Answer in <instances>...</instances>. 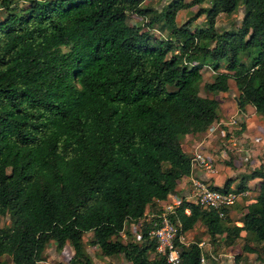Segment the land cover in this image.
Returning a JSON list of instances; mask_svg holds the SVG:
<instances>
[{"label": "trees", "instance_id": "trees-1", "mask_svg": "<svg viewBox=\"0 0 264 264\" xmlns=\"http://www.w3.org/2000/svg\"><path fill=\"white\" fill-rule=\"evenodd\" d=\"M142 1L30 0L0 20V256L11 264H37L49 241L56 250L69 244L66 264H93L85 232L104 255L170 264L155 252L143 215L190 172L179 136L217 117L218 99L196 89L203 62L215 70L205 90L226 91L231 79L237 107L264 116V0H208L195 12L204 25L192 30L175 13L202 0H168L158 10ZM238 4V26L216 31V15ZM127 12L146 19L129 23ZM155 24L165 38L150 31ZM251 178L256 193L240 224H226L240 202L219 217L181 198L169 215L177 233L199 221L211 241L231 245L241 236V251L259 244L264 252V169L243 173L234 187ZM140 217L137 240L121 241L124 223ZM175 242L180 264H200L198 242Z\"/></svg>", "mask_w": 264, "mask_h": 264}, {"label": "rangeland", "instance_id": "rangeland-1", "mask_svg": "<svg viewBox=\"0 0 264 264\" xmlns=\"http://www.w3.org/2000/svg\"><path fill=\"white\" fill-rule=\"evenodd\" d=\"M29 1L30 0H12L9 7L6 8L3 7V5L0 3V20L3 19L8 12L15 11L26 6ZM167 1L168 0H143L142 5L150 6L153 10H158L162 6H164ZM184 1L187 2L190 0ZM207 4L208 0H202L200 3L177 10L174 18L175 23L180 24L185 20H188V27L191 30L196 26H203V15L196 16L195 12L199 6H204ZM241 12L242 6L241 4H238L229 14H225L222 12L218 13L215 17L214 22L216 31H221L223 29H233L237 27L241 18ZM145 19V17H139L132 12H127L126 15V20L129 23L142 24ZM150 31L158 38H165L168 35L167 29L159 26V24H155L154 27L150 28ZM67 49V46H60L61 51H65ZM219 70H222V68H219ZM199 71L201 73V79L196 86L197 92L202 96H212L219 99L218 103L222 105H220L221 107L218 106L219 114L217 115V117L222 118L223 120L218 121L217 118L215 120L216 123H213L210 127L208 126L207 129H211L212 132H217V134L219 130L220 132L222 130L223 134H220L222 137L228 135L231 132L229 136L223 138V143L220 140V135L213 136V139L217 140L215 144H218V148L216 151H212V155H208V157L210 158L212 156H215V162L220 163V166H218V169L216 170L217 174H215L213 178V180H215L214 184L220 185L225 178H230L232 180L231 185L234 186L238 182L240 175H242L244 172H246V169H248V157L245 155V153H243L242 156V164L237 161L233 162V157L238 156H236L235 154L233 155L231 153L233 149L225 147L224 143L225 139H229L225 140L229 144H231V138H233V140H236L237 132L240 130L238 127L240 125V121L237 119V117L233 116V121L231 123H228L230 119H224L223 115V113H225L224 109H228L226 110V112H230L232 108L237 107L235 100H233V95L235 94V86L233 81L231 79H228V89L227 92L223 93V95H221L222 92H209L204 89L203 83L208 82L212 79L215 70L210 63L204 61L200 66ZM221 127H223V129ZM228 129L230 131H228ZM242 145L244 148L248 146V144L245 142H243ZM198 149L201 150L205 155L208 154L203 148L198 147ZM221 150L227 153V157H224L225 155L221 154ZM210 160L213 161L212 158H210ZM248 190V197H243L240 203L233 207L234 210L230 212V217L232 220L239 218L244 204L253 199V196L255 194L254 192L256 191V184L254 182L250 183V185L248 186ZM159 207L160 206L158 204L155 205L150 210H148L143 215V217L148 218L149 213L157 211ZM141 220L142 217H140L138 221H126L124 223L123 229L120 232L121 241L127 242L129 240H137ZM1 222L8 223V218H1ZM230 223L232 224V221H230ZM89 236L90 232H85L83 235V241L86 254L93 264H130V262L125 260L121 254H102L96 246L88 243ZM182 237L184 244L193 241L198 242L201 253L203 255V262H205L206 264H264V252L261 251L259 244L254 245L249 242V244H251L252 246L254 245L255 251L248 252L240 250V245L243 242V238L241 236L237 237L234 243L231 245H225L218 239H216L215 241H211L208 238L203 225L199 221H197L192 228L186 230V232L182 234ZM71 252L72 250L68 243H65L60 250H56L54 243L52 241H49L43 250V259L38 261L37 264H66L69 256L71 255ZM0 259L3 261L0 264H11L9 257L6 255L0 256Z\"/></svg>", "mask_w": 264, "mask_h": 264}, {"label": "crops", "instance_id": "crops-1", "mask_svg": "<svg viewBox=\"0 0 264 264\" xmlns=\"http://www.w3.org/2000/svg\"><path fill=\"white\" fill-rule=\"evenodd\" d=\"M234 91H235V94H237L236 88L234 89ZM225 92H227V90L222 91L221 95H223V93ZM235 94L233 95V100H235ZM220 105L221 104L218 103L219 107L222 106ZM226 110L228 109H224L225 113H223L224 119L231 120L234 117H237V119L240 121V125L238 126L240 130L237 132L236 140H233V138H231V144L225 141L229 139L224 140L225 147L229 149H233L231 153L233 155L235 154L236 156H238V157H233V162L237 161L242 164L243 162L242 156H243V153H245V155L248 157V160H247L248 169H246V172L258 166H261L264 169V152H263L264 150V116L256 113L253 106L250 104H245L241 110L238 107L232 108L230 112H226ZM218 114H219V110H217V115ZM217 118L218 117H216V119ZM222 120H223L222 118H218V121H222ZM214 121H212L209 127L213 123H216V121L215 122ZM221 128L223 129V127ZM206 129L204 131L189 132V133L182 134L179 136V142H180V146L182 150L189 154L191 151L198 149V147L203 148L206 151V153H208L206 154V156L208 158L209 163L211 164L213 168V171H209L208 169H205L203 167H197V166L193 167L192 169H190V172L188 174L181 175L177 179L176 185L174 187V191L171 193H168L164 199H156L154 202V206L160 202H163L164 200L174 201V203L177 204L181 198L186 199V194L188 192V187H189L188 185H189L190 175L195 174L201 177H205L208 181L212 182V184L215 183V180H213V178H214V175L217 174L216 170L218 169V166H220V163L215 162L214 160L215 156L210 157L213 159V161H211L208 155H212V151H216L218 148V144L217 145L215 144L217 140L213 139V136L220 135L221 133L223 134V131L221 130L220 132L219 130L217 134V132H212L211 129H207V130ZM228 131L230 130L228 129ZM230 133L223 137L220 135L221 137L220 140L222 141V143H223V138L229 136ZM243 142L247 143L248 146L244 148L242 145ZM221 151H222L221 154H224L225 155L224 157H227V153H225L223 150ZM257 180H258L257 178L248 179L247 188L241 189V190H246V194L243 195L241 199H243V197L245 196L248 197L249 195L248 186L252 182L256 183ZM234 186L230 185V187L235 188ZM254 193H256V191ZM241 199L237 202H240ZM148 206H150V204ZM232 210L234 209H231L228 212L229 218H231L230 212ZM231 221L232 223H235L237 225L240 224L239 219H234V220L231 219ZM226 224L231 225L230 221L226 222ZM240 235H243V231L240 232Z\"/></svg>", "mask_w": 264, "mask_h": 264}, {"label": "built area", "instance_id": "built-area-1", "mask_svg": "<svg viewBox=\"0 0 264 264\" xmlns=\"http://www.w3.org/2000/svg\"><path fill=\"white\" fill-rule=\"evenodd\" d=\"M232 121L233 119L229 120L228 123H231ZM189 155L190 169L197 166L213 171L208 158L201 150L195 149L191 151ZM212 185L214 184L208 181L205 177L195 174L190 175L186 199L202 208L213 209L216 211L217 216L223 217L228 208L246 194V190H236L233 187L221 190L212 187ZM158 205L160 207L157 211L149 213L150 222L148 234L155 240V252L163 254L165 261L170 264H180L181 257L175 240L184 243L182 240V234L184 232L177 233L180 225L177 221L173 222L169 216L174 212V206L176 204L164 200L163 202L158 203ZM184 211L188 212L186 208ZM199 263L206 264L203 262L202 253H200L199 256Z\"/></svg>", "mask_w": 264, "mask_h": 264}]
</instances>
